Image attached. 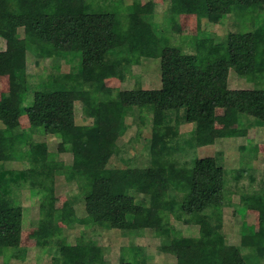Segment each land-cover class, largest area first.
<instances>
[{
    "label": "trees",
    "instance_id": "trees-1",
    "mask_svg": "<svg viewBox=\"0 0 264 264\" xmlns=\"http://www.w3.org/2000/svg\"><path fill=\"white\" fill-rule=\"evenodd\" d=\"M124 3L0 0V39L6 42L0 48V74L10 72L16 80L19 100L15 110L6 94L0 99V121L9 127V132L0 130V256L5 264L26 257L21 245L24 207L3 206L1 197L2 187L26 185L31 195H41L36 244L42 253L51 254L54 264H114L86 232L75 242L67 240L61 219L70 227L127 230L130 216L146 217L158 237L169 239L162 249L174 254L177 264H261L264 237L243 226L240 242L231 244L220 229L227 206L264 213V182L260 190L239 194L234 203L222 161L190 155L195 147L214 144L218 108L235 109L240 122L245 115L264 125V0H205L209 22L218 24L236 14L240 30L230 31L225 39L210 31L193 36L189 51L177 42L181 26L176 14L168 15L165 28L154 20V4ZM28 54L37 61L52 59L51 71L29 73ZM143 58L160 60V88L107 87V79H124ZM62 62L68 70L62 69ZM231 70L253 81L254 88H231ZM77 101L97 134L96 152L75 154L67 169V181L76 183L85 203L86 216L81 218L72 198L57 206L48 144L35 141L32 134L55 135L61 153L81 152L84 124L76 120ZM21 112L31 130L21 126ZM136 115L152 124V138L143 149L147 162L142 165L124 158L117 144L129 127L127 117ZM182 124L192 128L180 132ZM247 131L240 128L239 133L245 136ZM12 161L27 165L14 169L8 167ZM117 186L143 194L150 204L137 203L125 189L115 192ZM170 188L184 193L183 209L194 219L186 223L197 225V235H184L170 223L165 196ZM117 264L137 263L123 256Z\"/></svg>",
    "mask_w": 264,
    "mask_h": 264
},
{
    "label": "rangeland",
    "instance_id": "rangeland-1",
    "mask_svg": "<svg viewBox=\"0 0 264 264\" xmlns=\"http://www.w3.org/2000/svg\"><path fill=\"white\" fill-rule=\"evenodd\" d=\"M137 2L139 5L146 3L154 4V20L160 26H167L169 14L177 15V22L181 26V33L176 34L178 43H181L188 51L191 48L192 37L204 36L205 32H212L217 37L225 39L230 31H239L240 22L238 15L229 14L225 20L218 24H212L207 17L205 0H125V6ZM125 8L122 11L127 10ZM264 11V7L262 8ZM23 34V30H20ZM185 37V38H183ZM6 42L0 39V48L4 49ZM53 60H39L28 54V72L36 75L38 72L51 71ZM63 70H68L69 65L62 62ZM124 79L113 77L106 80V85L113 91L142 88L157 89L161 87V67L160 60L157 58H143L137 65H133L125 74ZM231 88L252 89L254 82L239 77L233 70L229 75ZM18 84L9 73L0 74V99L6 94L13 109L18 110L19 100L16 90ZM76 120L84 124V148L83 150L70 153L58 151L59 138L53 134L45 135L33 131L35 141H44L48 144L49 162L56 172L55 192L56 204L63 207L68 204L70 199L74 200V207L77 217L86 216L85 203L78 193L76 183L67 181V169L71 166L75 154L95 153L96 129L92 119L85 117L82 103L76 102ZM241 118L237 116L236 110L229 108L216 109L215 118V142L211 145L195 147L190 156L202 158L217 156L227 168L226 188L231 191V200L236 203L239 201V194L260 190L264 180V125H257V121L245 115ZM20 123L23 128L29 129L30 122L27 115L21 112ZM129 124L126 132L121 135L117 144L126 159H135L136 164H145L146 157L143 149L152 138V124L150 120L145 123L138 115L127 117ZM181 131H189L190 124L179 126ZM240 128L248 129L245 136L239 133ZM0 130L4 133L9 132V127L0 121ZM182 136V135H181ZM182 138V137H181ZM246 145L247 150L241 149ZM256 148V150H254ZM177 157H180L178 154ZM117 163L116 160H114ZM27 164L21 161H12L8 167L14 169L24 168ZM125 188L117 186L115 192H121ZM126 190V189H125ZM125 194L135 197L137 203L150 204V201L143 194L132 189H127ZM170 203V223L181 231L182 234L191 236L198 234V227L195 224H187V220H194L192 216L185 214L183 209L184 193L175 189H168L165 192ZM1 197L3 206L18 203L24 207V230L22 232L21 245L26 248L27 253L24 259L11 258L8 264H54L51 254L42 253L37 247L36 238L38 234V221L40 217L39 204L41 195L33 196L30 194L29 186L2 187ZM63 227L64 237L70 242H75L80 234L86 232L87 238L93 237L104 249V257L107 261L117 264L121 257L131 260L137 264H177L174 254L163 251L162 246L169 244L168 238L158 237L146 217L130 216L127 230L114 229L110 227H85L75 224L73 227L67 226L64 219L59 221ZM245 226L248 233L264 237V213L255 209L237 211L235 205L227 206L223 209V225L221 232L226 235L228 242L237 244L241 239V228ZM247 252V250H244ZM3 256H0V264H5ZM264 264V260H261Z\"/></svg>",
    "mask_w": 264,
    "mask_h": 264
}]
</instances>
